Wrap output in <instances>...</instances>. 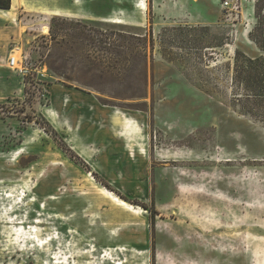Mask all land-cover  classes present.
I'll return each mask as SVG.
<instances>
[{
  "label": "rangeland",
  "instance_id": "rangeland-1",
  "mask_svg": "<svg viewBox=\"0 0 264 264\" xmlns=\"http://www.w3.org/2000/svg\"><path fill=\"white\" fill-rule=\"evenodd\" d=\"M12 1L0 264H264V0Z\"/></svg>",
  "mask_w": 264,
  "mask_h": 264
},
{
  "label": "bare ground",
  "instance_id": "bare-ground-1",
  "mask_svg": "<svg viewBox=\"0 0 264 264\" xmlns=\"http://www.w3.org/2000/svg\"><path fill=\"white\" fill-rule=\"evenodd\" d=\"M11 5H12V7H15V2L14 1H12L11 0ZM11 7V9H8V10H2V9H0V11H7V12H10L13 8ZM53 13H54V15H58V16H63V17H65V16H67L68 14H67V12L66 11H64L63 9H58V8H53ZM12 57H14V59H15V61H20L21 60V55H20V52L19 51H16L15 53H14V55L12 56ZM17 61V62H18ZM18 64V63H17ZM18 66H19V64H18ZM51 121H53V119H51V118H49ZM108 194H110L109 192H108ZM111 196V195H110ZM112 197H114V196H112ZM115 201H118V202H120L122 205H125L126 206V203H124L123 201H121L120 199H117L116 197H114L113 198ZM130 209H132V207H130Z\"/></svg>",
  "mask_w": 264,
  "mask_h": 264
},
{
  "label": "built area",
  "instance_id": "built-area-1",
  "mask_svg": "<svg viewBox=\"0 0 264 264\" xmlns=\"http://www.w3.org/2000/svg\"><path fill=\"white\" fill-rule=\"evenodd\" d=\"M222 8L223 9H227V10H230V1L229 0H225L223 5H222ZM7 65L9 68L13 69V70H16L18 73L22 74L23 76L26 75L27 73V70L25 67H17V62L15 61L14 57H10L8 58V61H7Z\"/></svg>",
  "mask_w": 264,
  "mask_h": 264
},
{
  "label": "trees",
  "instance_id": "trees-1",
  "mask_svg": "<svg viewBox=\"0 0 264 264\" xmlns=\"http://www.w3.org/2000/svg\"><path fill=\"white\" fill-rule=\"evenodd\" d=\"M11 0H0V9L8 10L10 9Z\"/></svg>",
  "mask_w": 264,
  "mask_h": 264
},
{
  "label": "crops",
  "instance_id": "crops-1",
  "mask_svg": "<svg viewBox=\"0 0 264 264\" xmlns=\"http://www.w3.org/2000/svg\"><path fill=\"white\" fill-rule=\"evenodd\" d=\"M16 72V71H15ZM17 78H19L20 79V81H22L23 80V78H24V76L23 75H19V76H16ZM51 121V120H50ZM55 121V123H57V121H58V116L56 115V117H55V120H53V122ZM52 122V121H51ZM52 122V123H53Z\"/></svg>",
  "mask_w": 264,
  "mask_h": 264
}]
</instances>
